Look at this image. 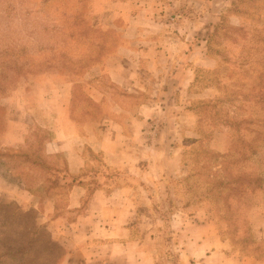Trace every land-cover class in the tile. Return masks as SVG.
Wrapping results in <instances>:
<instances>
[{
  "label": "rangeland",
  "instance_id": "374dc122",
  "mask_svg": "<svg viewBox=\"0 0 264 264\" xmlns=\"http://www.w3.org/2000/svg\"><path fill=\"white\" fill-rule=\"evenodd\" d=\"M127 1L0 0V50L10 40L16 46L0 59L4 141L15 137L10 129L25 111L39 130L32 146L42 145L49 132L36 119L45 122L47 111L69 92L90 94L97 65L121 43L118 20L130 9ZM155 1L154 9L169 20L184 14L181 9L202 16V50L189 91L178 95L177 104L170 99L162 122L154 118L147 132L150 141L175 137L180 160L176 172L138 191L136 231L144 230V221L151 225L156 264H179L172 244V220L179 215L185 223L211 220L236 252L264 256V240L254 239L250 223L264 209V0ZM17 155L25 156L12 147L2 150L0 166H15ZM92 157L103 172L98 156ZM33 220L32 212L23 214L0 196V264H57L60 248L48 245L45 229L33 234Z\"/></svg>",
  "mask_w": 264,
  "mask_h": 264
},
{
  "label": "crops",
  "instance_id": "0c3cea01",
  "mask_svg": "<svg viewBox=\"0 0 264 264\" xmlns=\"http://www.w3.org/2000/svg\"><path fill=\"white\" fill-rule=\"evenodd\" d=\"M155 3H123L130 9L119 14L121 43L97 65L90 94L69 92L57 108L47 111L45 122L36 119L49 132L42 145L32 146L38 128L25 111L29 120L23 116L10 129L15 137L4 141L0 132L1 151L12 147L25 154L15 157V166L7 161L0 166L4 183L0 196L18 204L21 213H33V234L45 229L48 245L62 252L57 264H156L158 260L151 225L144 221L140 224L144 230L136 231V195L147 184L176 172L180 148L175 137L160 135L150 141L147 132L154 118L162 122L161 110L170 99L177 104L178 95L189 91L201 60L197 37L202 16L181 9L178 13L184 14L169 20L161 9H154ZM92 155L100 159L103 172ZM107 170L118 174L109 176ZM172 221L179 264H264V256L236 252L211 220L193 218L185 223L179 215ZM250 223L254 239L264 240V209Z\"/></svg>",
  "mask_w": 264,
  "mask_h": 264
},
{
  "label": "trees",
  "instance_id": "16d2710c",
  "mask_svg": "<svg viewBox=\"0 0 264 264\" xmlns=\"http://www.w3.org/2000/svg\"><path fill=\"white\" fill-rule=\"evenodd\" d=\"M2 2V1H1ZM6 41V40H5ZM7 42V41H6ZM10 43V44H9ZM9 43H5V45L2 47V49L0 50V59L2 61H4L5 56H7L8 51L11 50L12 48L16 47L15 45H13V41H9ZM17 61V60H16ZM16 73V72H15ZM18 75V73H16Z\"/></svg>",
  "mask_w": 264,
  "mask_h": 264
},
{
  "label": "built area",
  "instance_id": "2783aa9c",
  "mask_svg": "<svg viewBox=\"0 0 264 264\" xmlns=\"http://www.w3.org/2000/svg\"><path fill=\"white\" fill-rule=\"evenodd\" d=\"M101 264H108V263L104 262V263H101Z\"/></svg>",
  "mask_w": 264,
  "mask_h": 264
}]
</instances>
